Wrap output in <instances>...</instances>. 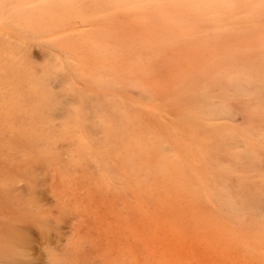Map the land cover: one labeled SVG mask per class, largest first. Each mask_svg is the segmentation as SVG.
Returning a JSON list of instances; mask_svg holds the SVG:
<instances>
[{"label": "rangeland", "instance_id": "1", "mask_svg": "<svg viewBox=\"0 0 264 264\" xmlns=\"http://www.w3.org/2000/svg\"><path fill=\"white\" fill-rule=\"evenodd\" d=\"M52 1L0 0L12 264H264V0Z\"/></svg>", "mask_w": 264, "mask_h": 264}, {"label": "bare ground", "instance_id": "2", "mask_svg": "<svg viewBox=\"0 0 264 264\" xmlns=\"http://www.w3.org/2000/svg\"><path fill=\"white\" fill-rule=\"evenodd\" d=\"M54 1L55 0H53L52 2H54ZM102 1H104L105 3H110L112 5H117V4L127 3V2L136 3L138 0H102ZM144 1H146L147 4L157 3L156 2L157 0H144ZM171 1H174V0H163V2L166 3V5H170L169 2H171ZM160 2H162V1H160ZM66 3H68V2H66ZM6 5H9V4H6ZM58 6H60V5H58ZM49 8H51V7H49ZM53 8H54V6H53ZM6 24H4V25H6ZM28 38H29L28 36H24L23 37V39H28ZM33 39L35 41H37L38 43L41 41L39 39H35V38H33ZM46 47H47V45H46ZM249 83L250 82H247L245 84V86H244V85H241L239 83H234L233 82V83H230L231 84L230 87H231V90L236 94V96H238V97L248 96L249 97V95H253V90L256 89V86H254V89H253L252 84L249 85ZM204 102H205L206 109H207V111L209 113H212L214 115L221 116V117H228L229 116V109H227L228 107L225 106L224 104H222V103H220V104L219 103H212L208 99H206ZM8 215L5 214L4 216H1L0 217V264H12L13 263V259H12L13 258V254H15V253L12 252L14 250H11V247H12V237H11L10 219H9V216ZM17 245H18V243H17ZM21 254H22V252H21ZM16 255L17 254H15L14 256H16ZM17 256L19 258V255H17Z\"/></svg>", "mask_w": 264, "mask_h": 264}]
</instances>
